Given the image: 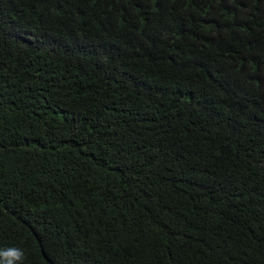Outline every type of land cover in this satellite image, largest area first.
<instances>
[{
  "label": "trees",
  "instance_id": "obj_1",
  "mask_svg": "<svg viewBox=\"0 0 264 264\" xmlns=\"http://www.w3.org/2000/svg\"><path fill=\"white\" fill-rule=\"evenodd\" d=\"M10 246L264 264V0H0Z\"/></svg>",
  "mask_w": 264,
  "mask_h": 264
},
{
  "label": "clouds",
  "instance_id": "obj_2",
  "mask_svg": "<svg viewBox=\"0 0 264 264\" xmlns=\"http://www.w3.org/2000/svg\"><path fill=\"white\" fill-rule=\"evenodd\" d=\"M24 251L18 247L10 246L0 248V264H23Z\"/></svg>",
  "mask_w": 264,
  "mask_h": 264
}]
</instances>
